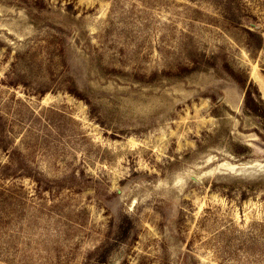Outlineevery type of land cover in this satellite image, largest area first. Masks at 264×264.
<instances>
[{
	"label": "rangeland",
	"instance_id": "374dc122",
	"mask_svg": "<svg viewBox=\"0 0 264 264\" xmlns=\"http://www.w3.org/2000/svg\"><path fill=\"white\" fill-rule=\"evenodd\" d=\"M256 89L264 0H0V264H264Z\"/></svg>",
	"mask_w": 264,
	"mask_h": 264
},
{
	"label": "trees",
	"instance_id": "16d2710c",
	"mask_svg": "<svg viewBox=\"0 0 264 264\" xmlns=\"http://www.w3.org/2000/svg\"><path fill=\"white\" fill-rule=\"evenodd\" d=\"M250 31V30H249ZM250 87V86H249ZM247 88V90H246V110L248 111V112H251V113H255V114H257L256 112H255V109L254 108H252V106L250 105V103L254 100V93H252V89L251 88ZM256 91V95H257V97L260 99V101L261 102H263L264 103V100H263V98H260V91L258 90V89H256L255 90Z\"/></svg>",
	"mask_w": 264,
	"mask_h": 264
}]
</instances>
